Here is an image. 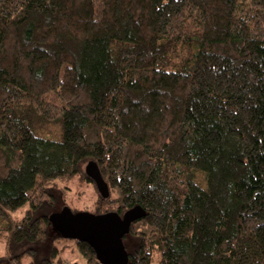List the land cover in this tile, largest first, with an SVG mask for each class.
<instances>
[{
	"label": "trees",
	"instance_id": "16d2710c",
	"mask_svg": "<svg viewBox=\"0 0 264 264\" xmlns=\"http://www.w3.org/2000/svg\"><path fill=\"white\" fill-rule=\"evenodd\" d=\"M74 180L145 210L129 264H264V0H0V264H101L49 221Z\"/></svg>",
	"mask_w": 264,
	"mask_h": 264
},
{
	"label": "water",
	"instance_id": "95a60500",
	"mask_svg": "<svg viewBox=\"0 0 264 264\" xmlns=\"http://www.w3.org/2000/svg\"><path fill=\"white\" fill-rule=\"evenodd\" d=\"M85 173L91 179L103 199L110 197L99 165L90 161ZM146 216L145 210L136 206L123 216L116 212L97 215L92 212H73L65 206L61 211L52 213L49 221L52 228L65 240H77L90 245L101 264H129L124 240L131 233L132 225Z\"/></svg>",
	"mask_w": 264,
	"mask_h": 264
},
{
	"label": "rangeland",
	"instance_id": "374dc122",
	"mask_svg": "<svg viewBox=\"0 0 264 264\" xmlns=\"http://www.w3.org/2000/svg\"><path fill=\"white\" fill-rule=\"evenodd\" d=\"M96 197L97 192L90 184H82L77 180L62 184L60 190L54 192L55 201L54 204H52L53 207L50 209L49 214L59 212L65 206L69 207L75 213L90 212L87 208L92 205V203L96 200ZM54 237L55 235L52 233L51 238H49L45 245L38 248L41 257H44L49 253ZM124 244L128 253H133L137 243L133 238H131V236H127L124 240ZM60 246H62V244ZM72 248L73 245L71 244L69 248L62 251L60 257L69 262H73L75 260L78 261L80 256L72 250ZM28 260L25 259L24 264H28Z\"/></svg>",
	"mask_w": 264,
	"mask_h": 264
}]
</instances>
